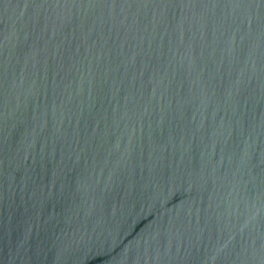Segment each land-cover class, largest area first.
<instances>
[{
	"label": "water",
	"instance_id": "95a60500",
	"mask_svg": "<svg viewBox=\"0 0 264 264\" xmlns=\"http://www.w3.org/2000/svg\"><path fill=\"white\" fill-rule=\"evenodd\" d=\"M0 264H264V0H0Z\"/></svg>",
	"mask_w": 264,
	"mask_h": 264
}]
</instances>
